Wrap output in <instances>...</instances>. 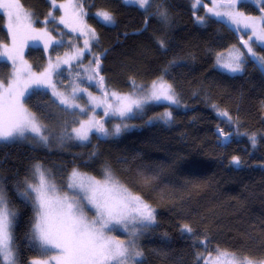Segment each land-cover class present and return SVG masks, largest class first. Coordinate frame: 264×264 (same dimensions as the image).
I'll return each mask as SVG.
<instances>
[{"label": "trees", "instance_id": "1", "mask_svg": "<svg viewBox=\"0 0 264 264\" xmlns=\"http://www.w3.org/2000/svg\"><path fill=\"white\" fill-rule=\"evenodd\" d=\"M195 1L163 0L169 21L161 23L155 16L160 0L148 11L123 0H81L97 36L91 55L77 65L92 56L93 60L99 58V76L104 82L93 89L103 94L106 89L130 92L132 81L145 86L162 77L173 84L184 106L148 104L140 116L107 117L105 121L101 113L100 123L110 132L117 124L131 128L107 137L94 132L85 144L67 138L64 150L35 140L0 142V177L9 205L17 211L13 236L19 264L44 257L29 241L33 209L17 194L25 178H31L36 163L51 169L58 185L73 168L102 179L107 165L134 194L141 195L155 209L157 221L139 240L145 264H196L195 253L207 256L216 248L264 259V71L250 58L240 74L219 70L217 54L240 44L239 36L234 28L214 18L198 23L195 16L202 11L193 8ZM20 2L33 14L34 28L46 27L51 36L64 42L46 49L47 38L28 39L23 56L35 69L44 70L57 53L81 47V38L62 24L57 22L54 28L51 20L43 23L50 11L61 16L49 0ZM261 6L254 0L239 5L253 15L262 14ZM99 10L110 12L115 23H99L95 15ZM9 40L5 16L0 12V42ZM160 40L164 48L159 46ZM255 51L264 56V46H256ZM10 65L0 61V79L5 82L12 71ZM39 91L28 107L50 128L60 123L69 133L85 116L77 111L73 116L69 111L51 119L37 105L48 104L53 98ZM222 111L229 114L231 122L218 115ZM167 112L172 113L170 122L154 119ZM218 128L231 134L230 138L224 140ZM233 157L240 158L239 166L232 164ZM142 175L151 178V183H143ZM183 225L192 227L200 240L208 237V251L203 246L193 247V241L180 231Z\"/></svg>", "mask_w": 264, "mask_h": 264}, {"label": "snow or ice", "instance_id": "2", "mask_svg": "<svg viewBox=\"0 0 264 264\" xmlns=\"http://www.w3.org/2000/svg\"><path fill=\"white\" fill-rule=\"evenodd\" d=\"M126 4L138 6L148 11L156 0H123ZM215 9H208L212 16L224 19L235 27L237 32L248 34L249 39L243 41V46L250 54L262 71H264V56H258L253 51L249 41L264 42V6L259 7L262 13L259 17L247 16L237 10V5L243 6L245 0H210ZM201 4V0H196ZM71 0H69V5ZM53 9H63L67 16L65 4H57L51 0ZM264 5V0H261ZM155 16L161 23L169 21L168 9L163 0L156 4ZM0 9L7 13V33L11 38V46L0 42V61L11 62L12 71L7 82L0 79V141L16 142L18 140L34 139L38 143L48 146L50 140L63 143L65 135H54V131L48 124L28 107L31 97L40 95V89L50 88L53 99L48 104L37 105L42 108L51 119H58L61 113L78 109L83 113L86 109L76 103L78 92H87L85 88H71V95L56 90L52 83V76L60 68L59 57L57 63L49 62L47 68L36 73L23 58V47L28 39L33 41L45 40L44 47L47 49L52 45L63 46V40H57L51 36L47 28L36 29L33 27L35 21L33 14L27 12L20 0H0ZM83 12H74L73 20L81 23L80 17ZM97 21L104 26L114 24V17L108 11L95 14ZM65 16L56 17L50 11L48 18L43 23L47 25L52 21L53 27L58 22L67 26ZM203 23V18H197ZM75 30V29H73ZM250 30V32H249ZM84 34V33H82ZM95 38V32H91ZM85 48H89L86 40ZM161 48L165 47L164 41H158ZM230 55L223 60L224 53L217 54V66L232 73L243 71L246 63L245 53L238 49H229ZM83 50H81V53ZM71 58L63 60L65 65L70 64ZM92 63L95 65L87 76L89 81H95L97 86L103 85L104 77L99 76V58ZM79 67V65H77ZM167 71V70H165ZM79 78V73H76ZM98 78V79H97ZM132 86L139 92L131 95H120L112 91L110 95L115 100V105L107 100L96 101L91 97L94 107L104 106V115L111 114L121 118H131L142 110L144 104L149 100H166L171 104L180 106L176 90L173 84L160 78V82L153 81L150 88L145 89L143 85H137L132 81ZM109 93L104 92L107 97ZM215 107V105H213ZM59 109V111H57ZM76 116L78 113H70ZM221 117L232 118L226 111L218 112ZM154 119H161L164 123L172 120V113L167 112ZM152 121H149L151 123ZM66 121L64 124L66 125ZM123 127L128 128L124 123ZM122 131L121 125L117 124L110 132L102 123L90 118L79 122V127H73L71 133H67L68 139H74L81 143L89 142L92 132L99 133L105 137L119 135ZM218 135H223L227 140L231 134H223V129L218 128ZM47 133V134H46ZM74 134V135H72ZM252 147L256 146V136L250 137ZM95 156V152L91 154ZM232 164H241L239 157H233ZM31 179L25 178L22 190H18V196L26 205L33 209V223L29 233L30 245L34 246L41 256L48 259H33L30 264H145L144 252L139 245L140 238L157 223L155 209L148 204L139 194L125 185L111 170L109 166L102 169V179H97L87 173L73 168L67 176L66 181L58 185L51 169L36 163L32 166ZM140 180L145 184L151 183V178L141 176ZM66 189V190H65ZM87 209L93 211L91 218ZM17 211L9 207V201L3 188H0V264H18V250L14 242L13 229ZM123 232L126 240H120L111 235L113 232ZM182 235H187L193 241V247L203 246L208 251L207 245L210 240L205 235L203 240L195 236V230L189 225H183L180 229ZM216 256L205 257L202 253H195L196 264H264V259L256 260L243 256L234 251H221L214 249Z\"/></svg>", "mask_w": 264, "mask_h": 264}, {"label": "rangeland", "instance_id": "3", "mask_svg": "<svg viewBox=\"0 0 264 264\" xmlns=\"http://www.w3.org/2000/svg\"><path fill=\"white\" fill-rule=\"evenodd\" d=\"M49 1L51 2V0H49ZM56 1H57L56 3L58 5L59 4H65L66 6H68L67 7V13H68L67 16H65V11L63 9H60L61 16H65L66 20L68 21L67 26L65 24H62V25L65 28H67L68 30H70L75 36H78V37L81 38V47H78L76 49L75 48L74 49L71 48V49L67 50L65 53H61V54L57 53V54H55L48 61L47 65H45V68L48 67L49 62H51L53 64L57 63V58L59 57L60 68L52 76V83L56 85V90L64 93L65 95H71V88L73 86H76L78 89L79 88L87 89V92H78L77 98H76V103H78L81 108L86 109V111L83 112V113L79 112L78 109L69 110V111L70 112L77 111L78 113L84 114L85 116L80 121H85V120H88L90 118H94L95 120L100 122V118H101L100 114L101 113L104 114V106L102 104L100 107H94L89 94H91V97H94L96 99V101H98V102L99 101H103V100H107V102L112 103L113 105H115L116 102H115L114 98L110 95V93L112 91H115V92H117L120 95H131V94H133L135 92L137 96H139V92L136 89H133V91H130V92H121V91H117V90H114V89H106V91L109 93V95L107 97H105L103 93H100L97 90L93 89V87L96 86V82L95 81H89L87 79V76L92 74L90 70L93 68V64H92L93 56H92L91 59L86 60L85 62H83L82 65H79L80 67H76V65L79 63V61L84 60V58L86 57L87 54L91 55L92 49H93V43L96 40V36H97L96 32L94 31L95 32V38H93L91 32L94 29L91 27V25L88 22V13L84 9L81 0H71V4L70 5H69V0H56ZM254 1H256L259 5H261V0H254ZM218 2H219V0H218ZM193 8L195 10H197V11L198 10L202 11L201 13H197L196 16H195L198 23H200L198 21V19H197L198 17L203 18V21H204L203 23H205L206 20L209 19V18H214V19L219 20L221 22L227 23L226 20L218 19V18L212 16L211 13L208 12V9L221 10V11L223 10V8L215 9L214 5L211 2L210 3H206V2L201 1V4H197L196 1H195L193 3ZM24 9L27 12H30L26 8H24ZM237 10L243 12L247 16L259 17V16L262 15V14H259V15L247 14L243 10L240 9L239 4L237 5ZM80 11L83 12V15L80 17L81 23L78 24V23H76L73 20V13L74 12H80ZM0 12L3 13L4 16H5V26H6L7 25V13L3 9H0ZM98 12H101V10L97 11L96 13H98ZM228 25L235 29V27L233 25H230V24H228ZM6 29H7V27H6ZM73 29H75V30H73ZM249 32H250V30H249ZM82 33H84V34H82ZM237 34L239 36L240 44L234 45V46L230 47L229 49L235 48V49H238L241 52H244L245 53V59L247 60V58H250V54L247 53V49L243 46V41L248 40L249 36H248V34H245L244 32H237ZM9 38H10V36H9ZM86 40L89 43V48H85V43L84 42ZM5 44H8L9 46H11V38H10L9 42L5 43ZM249 44L252 47L254 52H256L255 51V47L256 46H264V42L256 41L255 37H253L252 41H249ZM229 49H227V50H225L223 52H220V53H224L223 60H227L228 59V57L230 55V53L228 51ZM81 50H83L82 53H81ZM23 58L27 62V64L31 66V70L33 72L39 73V72L43 71V70L40 71V70L35 69L33 64L29 60H27L25 58V56H23ZM66 58H71L70 59L71 67H69V65H65L63 63V60L66 59ZM9 63H11V62L9 61ZM217 67L219 68V70H221V71H223L225 73L231 74V75L240 74V73L244 72V69H245V65H243V71L242 72L232 73V72H229V71L225 70L222 67H219V66H217ZM76 73L80 74L79 78L77 77ZM163 80L167 81L164 78H163ZM153 81H156L157 83H159L160 82V78H157V79H155ZM152 82H150L148 85H145L144 88L145 89L150 88ZM40 90L46 91V92H48L51 95V89L50 88H44V89H40ZM177 98L180 101V106H184V102H183L181 96H179L177 94ZM159 103H166V104L174 105V104H171L169 101H166V100H159V101L149 100L146 104H144L142 110H138L137 111V114L135 116H140L145 111V107L148 104H159ZM135 116H133V117H135ZM107 117L121 118L119 116H112L111 114H109V115H107L105 117V119L103 121H105ZM121 119H126V118H121ZM74 127H79V123L76 124ZM61 128H62V125L60 123L58 124V126H53L52 129L54 131V135H57V136L66 135L67 136L68 131H67V133H65ZM121 128H122V130H125V128L123 126ZM129 128H131V127H128L126 129H129ZM69 133H71V130H70ZM93 133L94 132L91 133L90 139H91V136H92ZM72 135H74V134H72ZM66 136H65V140H64V142L62 144L50 140L49 146L53 147L54 149H58V150H64L66 147L68 148V143H67L68 139H67ZM24 141L33 142L34 139L18 140L16 142H24ZM0 142H3V141H0ZM77 142L81 143L79 141H77ZM86 143H88V142H86ZM81 144H85V143H81ZM71 171L69 172V174L71 173ZM79 171H81V170H79ZM81 172H83V171H81ZM87 174H89V173H87ZM89 175H91V174H89ZM91 176H93V175H91ZM0 188H3V190L5 191L4 183H3L2 179H1V177H0ZM9 207H10V205H9ZM86 212H87L88 216L91 218V216L93 215V211L91 209H87L86 208ZM111 235L117 237L120 240H126L127 239L126 234L123 233V232H120V231L113 232V233H111ZM139 245H140V242H139ZM209 256L214 258L216 256V253L215 252L214 253L211 252L210 254H208L205 257H209ZM42 259L43 260H47L48 258L46 256H44V257H42Z\"/></svg>", "mask_w": 264, "mask_h": 264}]
</instances>
